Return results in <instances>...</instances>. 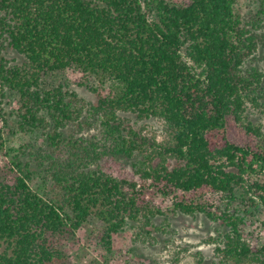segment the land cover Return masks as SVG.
Returning <instances> with one entry per match:
<instances>
[{"label": "trees", "instance_id": "obj_1", "mask_svg": "<svg viewBox=\"0 0 264 264\" xmlns=\"http://www.w3.org/2000/svg\"><path fill=\"white\" fill-rule=\"evenodd\" d=\"M241 1L0 0V103L14 95L22 138L0 172V264H74L60 240L91 217L111 251L128 226L160 229L158 195L174 214L220 223L223 264H264V239L248 242L234 208L264 206V131L247 115L264 98V0L248 13ZM69 70L116 91L88 85L87 102L48 84ZM130 113L163 120L170 140L144 135ZM6 142L0 128V151ZM215 193L219 211L204 202Z\"/></svg>", "mask_w": 264, "mask_h": 264}, {"label": "rangeland", "instance_id": "obj_2", "mask_svg": "<svg viewBox=\"0 0 264 264\" xmlns=\"http://www.w3.org/2000/svg\"><path fill=\"white\" fill-rule=\"evenodd\" d=\"M181 2L182 0H168ZM241 7L244 13L257 10L260 7L258 0H242ZM18 55L11 51L9 57ZM20 57H18L19 59ZM257 67L264 71V49L262 48L255 60ZM79 74L69 70L57 73L48 78L49 85L59 83L67 84L76 90L81 98L87 102H96L97 95L89 87L94 85L102 94L113 92L115 86L111 82L102 83L97 77L91 78L87 85H79ZM81 81V80H80ZM16 105L15 97L9 94L0 103V128L7 139L6 145L0 151V172L9 168L11 156L7 155V149L19 147L22 144L20 134L14 135V118L11 116ZM247 115L264 131V98L260 99V105H248ZM129 122L144 135L156 138L159 142L170 140V135L164 121L158 118L141 119L135 114H123ZM44 136L39 132L33 141L43 142ZM4 175V174H3ZM225 198L221 193L208 194L204 202L212 206L213 210L224 206ZM249 201L235 202L234 208L246 217L248 224L246 238L253 244L255 240L264 239V206L251 207ZM155 207L159 208L163 215H158L154 222L160 229L150 228V233L140 229V225L128 226L123 232L115 236L111 251H107L98 244V233L102 230V223L95 218H90L75 235H67L61 238L60 243L70 255L74 264H223L221 256L217 252L219 233L222 226L218 221L210 219L203 213L196 215H183L173 213V204L170 198L158 195L155 198ZM248 264V263H247Z\"/></svg>", "mask_w": 264, "mask_h": 264}]
</instances>
